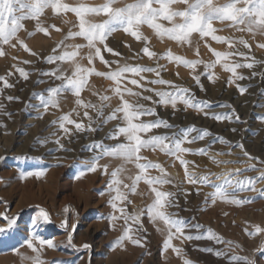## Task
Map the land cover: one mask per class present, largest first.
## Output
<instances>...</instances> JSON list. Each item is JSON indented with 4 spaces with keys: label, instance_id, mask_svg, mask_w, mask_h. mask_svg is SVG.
Listing matches in <instances>:
<instances>
[{
    "label": "rangeland",
    "instance_id": "374dc122",
    "mask_svg": "<svg viewBox=\"0 0 264 264\" xmlns=\"http://www.w3.org/2000/svg\"><path fill=\"white\" fill-rule=\"evenodd\" d=\"M65 2L73 5L77 3L96 5L103 3L104 0H65ZM124 2H131V0H120V4ZM174 7L182 8L183 5ZM89 18L94 22H99L104 17ZM40 19L42 25L48 28L47 35L36 30L34 20L25 19L21 22L24 28L20 29L17 37L11 41L12 44H16V47L3 45L5 55L0 56V76L6 77L8 82L13 85L11 88H4L3 82L0 81V157H3L0 159V214L6 213L8 216L16 217L18 221L15 231L10 235L0 237V264H32L31 259L28 258L35 256L36 253L24 245V240L34 232L41 238L52 239L56 245L52 249L45 246L41 251L40 256L44 264H184L185 259L190 260L192 264H245L243 260H230L233 255L246 256L255 261V264H264V251H255L264 248V234L248 235V232L254 230L253 225L264 228V198L259 197L257 193L246 191L238 192L237 196L241 199L255 197L251 203L233 205L217 200L213 204L211 198L206 201L204 197L214 189L206 185L187 183L184 167L179 161L158 149L156 151L142 149L141 156L154 163H159L162 160L168 168L177 167L184 175V179L171 178L172 184L159 187L163 191L176 194L177 206L170 208L169 211L177 213L189 225L185 228V234L193 237L197 235L206 237L208 229H212L222 238L223 242L217 243L215 240L206 238L191 240L174 238L173 245L182 249L181 255L178 256L172 249L165 251L163 248L166 236L165 226L162 222H157L155 225L151 223L145 211V215L141 217L145 230L138 234L144 247L133 245L129 241H125L122 246L116 245L115 241L122 234L124 222L118 220L113 227L109 219L113 214V209L108 200L114 193L108 191L107 182L111 178V171L117 168L122 161L110 157L100 160V164L107 163L109 165L108 174H104L100 169L94 173L87 172L82 162L90 159L93 153L98 151L95 148L91 150L87 148L94 141L103 140L105 144L117 142L106 139V134L119 122L110 121L102 125L96 132L87 130L77 132L74 125H68L72 129V133L65 135L58 125H53L51 122L63 114L71 112L73 108H76L80 115L72 112V119L78 122L83 121L85 126L88 124V118L83 116L85 109L75 105V97L70 92L61 94L59 108L50 107L45 113L42 107H35L39 104V100L33 96L34 93L47 95L45 89L60 83L41 74L56 67V64L45 62V58L52 54V49L56 48L62 40L65 44H86V41L81 37L65 40L69 30H78V27H74V25H78V19L74 13L55 15L49 8L45 10V14ZM163 23L167 25V22ZM51 25L56 27L53 28ZM214 27L218 29V35L237 38L243 36L252 44L251 51L242 45L237 44L236 46L239 51L254 57L256 61L252 69H238V72L246 77L238 83L249 86L244 95L239 93L234 84L227 83L230 73L225 72L220 65L212 70L217 76L215 82H210L207 78L208 73H205L201 76L200 85H197L192 79L193 73L190 69L183 65H177L175 62H169L167 59L158 61L156 58L150 59L142 52V48L148 46L158 56L170 49L175 55L187 59L211 61L215 57L208 50L205 41L219 51L230 50L226 44L217 43L210 37L201 40L198 34H193V44L189 46L166 37L160 39L147 26L141 28L143 34L148 37L147 41H136L129 34L118 30L108 37L106 43L115 52H119L120 56L108 53L101 46L102 54L105 60L109 61V66L103 64L98 58L93 61V65H89L86 58L87 48L81 50L83 59L77 58L82 65L95 66L100 72L115 70L118 67L115 61H119V65L138 64L148 67H155L159 63L164 66L161 78L187 87L191 94L199 100L208 101L211 108L205 109L206 111L232 114L231 121H217L211 115L206 117L203 113H197L193 109L185 111L183 104H178L177 110H173L170 106H163L165 111L161 113V105L153 103L158 100L153 92L144 91L142 88L128 84L134 91L142 92V96L152 97V100H144L142 97L125 96V99L130 102L138 99L147 107H155L156 116L142 117L141 119L160 118L180 129L194 125L197 132L207 130L210 133L203 141L198 140L192 144L184 145L193 149L210 145L207 155L202 156L196 153L184 155L185 159L193 162L189 164V171L198 174V177L209 172L222 173L226 170L245 167L244 163L214 164L209 158L216 156L217 160L247 161V157H244L241 150L235 146L239 143L245 145V150L250 155L264 160V120L258 118L264 116V107L259 106L264 105V95H262L264 93V49L257 47V44L264 43V36L258 35L253 39L251 34L236 32L219 22H214ZM57 28L60 31H57ZM18 41L27 44L28 48L36 55L25 51ZM197 46L200 51L199 57L196 56ZM62 50L63 46L57 49V54ZM233 59L245 62L243 57L236 56ZM23 61L30 63L25 64ZM69 65L70 62H64L62 67L69 68ZM17 67H22L29 72L28 80L20 77L16 71ZM9 72L12 73L11 76L7 75ZM202 72H204V67L199 65L196 74ZM126 75L131 77L130 73ZM142 75L147 77L146 80L141 81L146 88H167L165 85L148 82L156 78L154 73H142ZM134 78L139 79V77ZM41 80L44 83L37 82ZM112 85L111 80L92 75L89 77V87L82 92L81 98L99 105L101 95L111 96ZM227 95L230 97L229 100L222 99ZM9 96L16 99L9 101L7 99ZM118 104L119 101L111 100L110 107L104 109V115L107 116ZM87 111L96 120V112L93 109H87ZM235 115H239V122L235 120ZM97 122L99 123V121ZM95 126L96 124H93V127ZM232 129H236V131H232ZM174 130L159 128L154 129L150 134H165ZM53 132L56 133L55 136L51 135ZM195 134L192 133V135ZM57 138L60 139V144L63 147L55 143ZM120 140L123 141V137ZM78 143L84 146L83 150L72 156V147ZM87 152H91V154H82ZM217 153L224 154L217 155ZM251 162L257 165V170L245 172L243 176H254L258 174V170L264 169V165H261L258 160ZM125 168L126 171L121 174L120 179L124 184L131 186L132 181L128 177H134L138 169L133 164L125 165ZM81 171H85L86 174L81 177L95 176L96 185H90L86 178L79 181L77 176ZM28 173L34 174L27 175ZM35 173L42 174L35 175ZM148 173L153 176L160 174L158 169H149ZM212 179L215 183H219V181H215L214 177ZM256 187L264 188V181L258 182ZM183 188L187 194L182 190ZM198 188L200 189L199 193H197ZM121 189L131 201V203L125 201L122 205L126 206L129 213L142 208L146 209L153 199L149 186L143 181L137 184L135 192L125 189L123 184ZM135 205L140 206L136 208ZM40 208L48 211L51 223L42 221H38L35 225L32 223ZM116 214L119 215L118 212ZM64 220H67L69 224L66 229L59 227ZM3 223L0 221V224ZM72 225H75L74 229L71 227ZM197 225L199 227H196ZM157 228L161 231H158ZM69 232L72 233L71 241L68 240ZM227 241L233 242L231 247ZM84 244L89 247L84 248ZM208 248L213 251H206L205 249ZM216 251L225 254L217 257Z\"/></svg>",
    "mask_w": 264,
    "mask_h": 264
},
{
    "label": "snow or ice",
    "instance_id": "6c2138e0",
    "mask_svg": "<svg viewBox=\"0 0 264 264\" xmlns=\"http://www.w3.org/2000/svg\"><path fill=\"white\" fill-rule=\"evenodd\" d=\"M18 5V7H17ZM175 5H183L182 8L174 7ZM51 9L55 15L61 13L72 12L78 19L77 31L69 30L65 40L69 38L81 37L86 41V44H65L64 40L60 41L56 48L52 49V54L45 58V62L48 64H56L55 68L48 71H44L41 74L49 77L55 81H59V84L49 87L44 91L47 93L36 94L33 96L39 100V104L35 107H42L44 112H48L49 108H59L60 97L63 93H71L75 97V105L85 109L83 116L88 118V124L85 126L83 121H76L72 119V112H76V115H80L76 108H73L71 112L65 113L57 120H53V125H58V128L62 130L65 135H71L72 129L68 125H74L77 132H83L85 130L96 132L102 125L107 124L110 121H118L114 128L106 134V139L117 141L115 144H105L103 140L94 141L88 145V150L93 148L98 151L94 152L90 159L82 162L87 172H96L98 169L102 170L104 174H108L109 165L107 163L100 164L99 161L105 157L116 158L122 161V163L110 173V179L107 182V188L110 193L114 195L110 196L108 203L113 209V214L109 217L110 221L115 227L116 221L123 220L122 234L116 239V245H123L125 241H129L133 245L144 247L142 239L138 235L139 232L145 230L141 217L146 214L151 223L154 225L157 222H162L165 226L166 236L163 241L164 250L172 249L178 256L181 255L182 249L173 245V239L191 240L206 238L215 240L217 243H221L222 238L218 236L212 229H208L206 237L197 235L195 237L185 234V228L189 227L185 220L178 216L177 213L170 212L169 209L176 207L177 202L175 200V193L161 190L162 185L172 184L173 181L165 171L164 167L159 163H154L141 156L142 149H150L156 151L157 149L165 153L170 157H174L176 161L184 167V175L187 183L196 185H206L212 187L214 190L206 194V201L211 198V202L215 204L217 200L223 201L233 205H243L251 203L255 197H244L241 199L237 196L238 192H254L259 197L264 198V188H257L258 182L264 181V169L258 170V174L254 176H243V173L249 171H256L257 165L252 163L253 160H258L261 165H264V160H260L259 157H255L249 154L245 150L243 143L236 144L235 146L241 150L244 157H247V161L244 160H217L216 156L209 157L214 164H227V163H244L246 166L243 168H236L226 170L222 173H207L197 177L193 172L189 171V164L193 163L184 158L185 154L196 153L199 155H207L210 145L202 148L193 149L191 147L184 146L192 144L196 141H203L206 136L210 135L207 130H201L197 132L196 127L188 126L185 129L177 128V126L170 124L164 119H150L144 120L142 117L156 116L155 107H147L140 103L137 99L134 102H130L125 99V96H131L141 98L144 100H152L151 96H142V92L134 91L128 84L142 88L144 91H150L158 97V100L153 101L154 104L161 106H170L173 110H177L178 104H183L184 110L193 109L197 113H203L204 116L211 115L215 120H229L233 119L232 114H217L210 113L205 109H210L211 104L208 101L199 100L195 95L191 94V91L187 87L174 84L172 81L161 78V71L164 69L163 65L159 63L155 67H148L142 65H119V61H115L118 67L115 70L100 72L97 71L95 66L87 67L82 65L78 61V57H81V50L87 48L86 58L89 65H93L95 59H99L103 64L109 66V61L105 60L102 54V48L108 53H113L116 56H120L119 52H115L113 48L109 47L106 43L108 37L122 30L124 33L129 34L135 38L136 41H147L146 37L141 31L142 26H147L152 29L157 37L176 41L180 44H187L191 46L193 44V34H198L199 38L210 37L211 40L226 44L230 50L219 51L212 48L210 44L205 41L208 50L215 57L214 60L204 61L202 59H187L180 55H175L170 49L161 56L150 50L148 46L142 48V52L151 58L167 59L169 62H175L177 65H183L190 69L193 73L192 79L197 85H200L201 76L208 73V80L215 82L217 76L212 71L217 65H220L225 72L230 73L227 78L229 85H235L241 95H244L248 91L249 86H243L238 81L246 79L238 69L248 68L252 69L255 64V58L250 57L243 51H239L236 47L242 45L244 48L251 51L252 44L249 43L243 36H223L218 35V29L214 27V22L224 24L229 29H234L236 32L251 34L252 38L256 36H264V0H131V2H124L120 4V0H104L103 3L91 5L86 3L69 4L65 0H0V56H4L5 52L3 45H10L15 48L16 44H12L13 38L17 37V33L20 29L24 28L21 23L25 19H31L36 22V30L48 34V28L44 27L41 22V17L45 14L46 9ZM26 10V11H25ZM19 13V14H17ZM104 18L99 22H94L89 17ZM163 22H167V25ZM55 28V25H51ZM60 31V29H56ZM31 35V33H29ZM25 51L30 52L32 55L36 53L32 52L28 48L27 44L23 41H18ZM100 45V46H98ZM63 46V50L57 54V49ZM257 47L264 49V43L257 44ZM71 49V50H68ZM199 47L196 48V56L199 57ZM243 57L245 62H239L234 57ZM83 59V57H81ZM59 62V63H57ZM64 62H70L69 68L62 67ZM23 63H30L29 61H23ZM203 65L204 72L196 74L197 67ZM16 71L20 77L24 80H28L29 72L22 67H17ZM70 71V74H68ZM131 74L129 77L126 74ZM142 73H154L155 79L148 82L155 85H165L166 89L146 88L141 81L146 80L147 77ZM11 76L12 73L7 74ZM92 75L105 77L113 82L111 86L112 96L101 95L99 105L93 104L91 101H85L81 98L82 92L89 87V77ZM255 76L256 73L254 72ZM134 77H139L136 79ZM0 81L3 82L4 88L13 87L8 82V79L4 76H0ZM127 81V83H125ZM38 83H44V81H37ZM202 87V85H201ZM264 95V93H262ZM119 99V104L112 108L111 112L105 116L104 109L110 107V101L112 97ZM9 101L16 99L12 96L7 97ZM264 107V105H259ZM87 109H93L96 112V120L89 114ZM102 118V119H101ZM264 120V116L258 117ZM235 120L240 121L239 115H235ZM99 121V123L97 122ZM93 124H96L93 127ZM165 128L175 129L171 133L165 134H150L154 129ZM236 131V129H232ZM192 133H196L192 135ZM51 135L55 136L53 132ZM123 137V141L120 138ZM215 142V141H213ZM223 142V141H222ZM55 143L63 147L60 144V139L57 138ZM224 153H217L222 155ZM231 154V153H229ZM3 159V157H0ZM144 161V162H141ZM133 164L138 172L135 176H129L132 181L131 186L124 184L120 179L121 174L126 171L125 165ZM149 169H158L159 175H150ZM34 173H28L27 175H33ZM42 173H35V175H41ZM85 175V171H81L77 176L79 179ZM215 178V183L212 179ZM143 181L150 188L153 194V199L150 204L146 206V209L142 208L139 211L129 213L126 206H122L125 201L131 203L128 200V196L121 189V185L125 189H129L132 192L136 191L137 184ZM200 189H197L199 193ZM185 194H187L185 190ZM119 213L117 215L116 213ZM227 215V213H225ZM0 237L10 235L16 230L18 223L16 217L8 216L6 213L0 214ZM38 221L44 223H51V217L47 210L40 208L38 215L33 218L32 223L35 225ZM60 228L66 229L69 227L68 221L64 220L59 225ZM73 229L75 225L71 226ZM196 227H199L197 225ZM253 231L248 232L249 236H254L258 233L264 234V228L259 225H253ZM158 231L161 229L157 228ZM247 231V229H246ZM72 233H68V240L71 241ZM227 244L231 247L233 242L227 241ZM24 245L32 252L36 253L35 256L30 257L32 264H44L41 259L40 253L45 248H55L52 239L41 238L37 233H32L30 237H26ZM84 248H88L89 245L84 244ZM208 252H212L213 249H205ZM255 251H264V248L256 249ZM225 253L216 251L215 255L220 257ZM230 260L240 261L243 260L245 264H255V261L249 257H242L239 255H233ZM184 264H192L190 260L185 259Z\"/></svg>",
    "mask_w": 264,
    "mask_h": 264
},
{
    "label": "bare ground",
    "instance_id": "6f19581e",
    "mask_svg": "<svg viewBox=\"0 0 264 264\" xmlns=\"http://www.w3.org/2000/svg\"><path fill=\"white\" fill-rule=\"evenodd\" d=\"M111 96H112V94H111ZM223 98H225V99H227V100H229L230 99V97H229V95H227L226 97H222V99ZM111 100H115V101H119V99L117 98V97H112V99ZM114 102V101H113ZM161 108H162V112L161 113H163L164 111H165V108L163 107V106H161ZM84 146L82 145V144H80V143H78V144H76L75 146H73L72 147V149H73V153L71 154L72 156H75V154H78V152L79 151H82ZM83 155H88V154H91V152H87V153H82ZM163 167H164V169H165V171L168 173V175H169V177L170 178H172V179H174V178H181V179H184V175L181 173V171H180V169L179 168H177V167H170V168H168L167 167V165L166 164H164V162L161 160L160 162H159ZM86 175V174H85ZM197 175V177H198V174H196ZM84 178H86V180H87V182L90 184V185H96V182H95V176H85V177H81V178H79V181L80 180H82V179H84ZM183 191H185L184 190V188L182 189ZM134 194V193H133ZM135 195V194H134ZM205 198V197H204ZM206 200V199H205ZM140 205H135V207L136 208H138ZM55 238H57V237H55Z\"/></svg>",
    "mask_w": 264,
    "mask_h": 264
}]
</instances>
